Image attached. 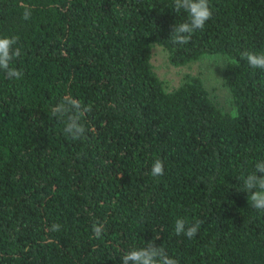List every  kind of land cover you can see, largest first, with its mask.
<instances>
[{
    "label": "trees",
    "instance_id": "obj_1",
    "mask_svg": "<svg viewBox=\"0 0 264 264\" xmlns=\"http://www.w3.org/2000/svg\"><path fill=\"white\" fill-rule=\"evenodd\" d=\"M208 3L203 30L178 45L171 30L189 17L173 0H0L23 73L0 72V264H120L151 241L178 264H264V212L242 191L264 161V70L240 56L264 53V0ZM154 44L174 65L220 56L231 107L196 74L167 87ZM64 98L92 106L85 140L53 117ZM178 218L202 222L192 239Z\"/></svg>",
    "mask_w": 264,
    "mask_h": 264
},
{
    "label": "clouds",
    "instance_id": "obj_2",
    "mask_svg": "<svg viewBox=\"0 0 264 264\" xmlns=\"http://www.w3.org/2000/svg\"><path fill=\"white\" fill-rule=\"evenodd\" d=\"M173 10H181L188 13L189 19L176 24L171 30V40L174 44L186 45L191 41L192 35L197 30H203L206 21L212 16L208 0H173ZM22 18H31V9L25 8ZM17 36H0V72H3L8 80H19L23 73L13 67V62L21 56V48L18 47ZM240 56L245 60L251 69L264 70V53L244 50ZM92 111L91 105L83 104L75 98H64L52 108V115L64 124L63 132L73 141L86 139V128L81 122L87 113ZM152 177L164 175V164L161 160L153 161L150 169ZM241 191V190H240ZM247 199L251 201L254 209L264 212V161L254 165V171L243 178V190ZM201 221L196 220L190 225L181 218L175 221L174 231L177 236L183 234L192 239L199 231ZM59 224H53L50 231L58 232ZM92 231L96 238H99L104 231V224L97 222L93 225ZM178 264L176 259L171 258L162 246H155L151 241L146 247L132 249L120 256V264Z\"/></svg>",
    "mask_w": 264,
    "mask_h": 264
},
{
    "label": "rangeland",
    "instance_id": "obj_3",
    "mask_svg": "<svg viewBox=\"0 0 264 264\" xmlns=\"http://www.w3.org/2000/svg\"><path fill=\"white\" fill-rule=\"evenodd\" d=\"M150 62L154 72L167 87L178 84L184 74L200 76L209 96L222 109H229L232 97L229 89L222 83L223 62L220 56L204 54L184 64L174 65L167 59L166 50L159 44L151 48Z\"/></svg>",
    "mask_w": 264,
    "mask_h": 264
}]
</instances>
